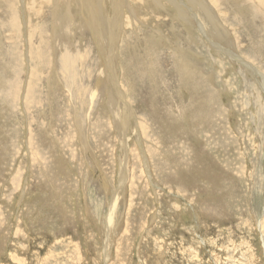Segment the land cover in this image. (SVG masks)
Listing matches in <instances>:
<instances>
[{
	"label": "rangeland",
	"instance_id": "1",
	"mask_svg": "<svg viewBox=\"0 0 264 264\" xmlns=\"http://www.w3.org/2000/svg\"><path fill=\"white\" fill-rule=\"evenodd\" d=\"M217 1L0 0V264H264V7Z\"/></svg>",
	"mask_w": 264,
	"mask_h": 264
},
{
	"label": "bare ground",
	"instance_id": "2",
	"mask_svg": "<svg viewBox=\"0 0 264 264\" xmlns=\"http://www.w3.org/2000/svg\"><path fill=\"white\" fill-rule=\"evenodd\" d=\"M190 1H191V0H190ZM216 1H217V0H216ZM218 1H219V0H218ZM218 1H217V2H218ZM234 1H235V0H234ZM246 1H247V0H246ZM253 1H254V0H253ZM249 2H250V1H249ZM62 3H63V2H62ZM250 3H251V2H250ZM256 3H257V2H256ZM258 3H259V1H258ZM248 4H249V3H248ZM61 5H62V4H61ZM74 5H75V4H74ZM74 5H73V6H74ZM247 6H249V5H247ZM252 6H253V5H252ZM252 6H251V7H252ZM261 7H264V0H262ZM247 8H248V7H247ZM258 9H259V8H258ZM253 10H254V9H253ZM253 10H252V12H253ZM260 12H263V11H260ZM248 13H249V12H248ZM63 14H64V13H63ZM250 15H251V14H250ZM250 15H249V16H250ZM254 15H255V13H254ZM114 16H115V15H114ZM243 16H244V15H243ZM252 17H253V15H252ZM249 18H250V17H249ZM249 18H248V19H249ZM262 23H263V22H262ZM259 24H260V23H259ZM116 29H117V28H116ZM54 31H55V30H54ZM82 45H83V44H82ZM181 54H182V53H181ZM175 55H176V54H175ZM186 79H187V78H186ZM120 98H121V97H120ZM122 106H123V105H122ZM130 109H131V108H130ZM152 114H153V113H152ZM42 115H43V114H42ZM40 139H41V138H40ZM122 157H123V156H122ZM122 162H123V161H122ZM36 163H37V162H36ZM147 163H148V162H147ZM129 171H130V170H129ZM123 173H124V172H123ZM116 205H117V202L114 200V201L112 202V205H111V208H110V212H111V213H110V219H109V220H110V221H109L110 224H112V222H113V221H112V218H113V215L115 214L114 209L116 208Z\"/></svg>",
	"mask_w": 264,
	"mask_h": 264
}]
</instances>
